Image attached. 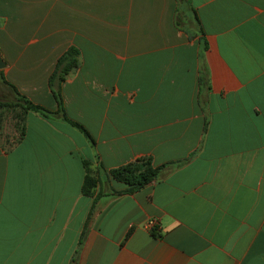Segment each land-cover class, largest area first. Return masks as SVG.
<instances>
[{"label": "crops", "instance_id": "obj_1", "mask_svg": "<svg viewBox=\"0 0 264 264\" xmlns=\"http://www.w3.org/2000/svg\"><path fill=\"white\" fill-rule=\"evenodd\" d=\"M0 55V102L92 139L0 106V264H264V0H0Z\"/></svg>", "mask_w": 264, "mask_h": 264}, {"label": "trees", "instance_id": "obj_2", "mask_svg": "<svg viewBox=\"0 0 264 264\" xmlns=\"http://www.w3.org/2000/svg\"><path fill=\"white\" fill-rule=\"evenodd\" d=\"M202 46L205 45V40H202ZM78 51L75 47H67L60 55L57 56L54 67L48 75V81L51 83L52 79L56 81L62 80L67 71L77 63ZM1 75V74H0ZM7 82L5 79H3ZM8 83V82H7ZM14 93V97L11 101H1V105H12L19 107L22 112L27 110L37 111L44 116H50L54 113H59L61 118L70 123L71 125L80 129L87 138L91 141V136L89 135L86 128L78 121L68 117L62 110L61 107V96L58 90L53 91V95L57 102V107L54 110L48 109L47 107L40 105L38 103L32 102L24 94L20 93L11 83H8ZM20 123L21 117H17ZM20 128V127H19ZM21 131V130H20ZM83 166V176L80 183V192L83 194H91L94 187L100 180L98 173L92 171L89 166V161L87 159H82ZM161 165H152L148 157L137 158L133 161L127 162L125 164L119 165L108 169L106 172L115 180L122 181L127 185L122 190H133L138 188L147 182L153 180L156 173ZM121 191V190H119ZM116 191V192H119Z\"/></svg>", "mask_w": 264, "mask_h": 264}, {"label": "built area", "instance_id": "obj_3", "mask_svg": "<svg viewBox=\"0 0 264 264\" xmlns=\"http://www.w3.org/2000/svg\"><path fill=\"white\" fill-rule=\"evenodd\" d=\"M152 222H153V220H152V219H148V220L146 221V226L148 227L149 225H151V224H152Z\"/></svg>", "mask_w": 264, "mask_h": 264}, {"label": "water", "instance_id": "obj_4", "mask_svg": "<svg viewBox=\"0 0 264 264\" xmlns=\"http://www.w3.org/2000/svg\"><path fill=\"white\" fill-rule=\"evenodd\" d=\"M5 64L4 60L2 59L1 55H0V67H2Z\"/></svg>", "mask_w": 264, "mask_h": 264}]
</instances>
